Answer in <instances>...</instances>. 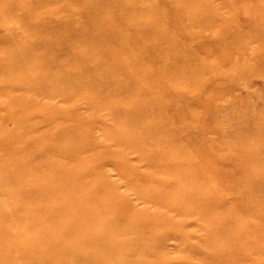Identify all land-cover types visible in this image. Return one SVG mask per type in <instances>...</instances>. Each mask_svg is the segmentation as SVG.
I'll return each mask as SVG.
<instances>
[{
    "label": "rangeland",
    "instance_id": "374dc122",
    "mask_svg": "<svg viewBox=\"0 0 264 264\" xmlns=\"http://www.w3.org/2000/svg\"><path fill=\"white\" fill-rule=\"evenodd\" d=\"M112 1L0 0V264H264V0Z\"/></svg>",
    "mask_w": 264,
    "mask_h": 264
},
{
    "label": "bare ground",
    "instance_id": "6f19581e",
    "mask_svg": "<svg viewBox=\"0 0 264 264\" xmlns=\"http://www.w3.org/2000/svg\"><path fill=\"white\" fill-rule=\"evenodd\" d=\"M97 1H102V0H97ZM173 1V3H175V5H176V8H178V10L179 11H177L176 12V10H175V13H170L168 16H166V17H164V18H162V19H160L159 21H158V24L159 25H163L164 24V22L166 21V20H170V21H172V23H178V21H177V19L175 18V16L177 15V16H183V17H185V18H187L188 19V21H189V23H191L192 25L193 24H195V23H197V20H199V19H201V18H205L204 16H206V17H209V18H211V13H209L208 11H202L203 9H199L198 8V10H196V13H192L191 14V12H190V10H191V8H195V6L198 4V0H172ZM111 2V1H110ZM120 2H121V0H113L112 1V4L111 5H113L115 8H119V5H120ZM197 7V6H196ZM111 8V7H110ZM196 9V8H195ZM215 8H213V10H214ZM211 10V9H210ZM212 10V11H213ZM136 11H137V13L139 14V15H146V16H148L149 17V20H150V22L148 23V25H145V27H155V26H153V23H155L156 24V20H157V18L159 17V16H165V14L163 13V12H161L158 8H156V7H154L152 4H149L148 3V1L144 4V5H142V6H136ZM216 11V10H215ZM106 12V9L105 8H101V10L100 11H98V15L99 16H102V17H104V18H106L107 20H110L109 18H107L106 16H104V13ZM211 12V11H210ZM200 13V14H199ZM213 13H216V12H213ZM217 14V13H216ZM100 19V18H99ZM212 21V20H211ZM134 23V22H133ZM179 24V23H178ZM108 26H109V28L111 27L113 30L115 29V26H116V22L115 21H112L111 23H109V24H106V23H104V22H99V24L97 25V26H93L92 24H91V27H90V29H87L86 31H85V33L83 34V30L85 29V27L83 26V25H79V24H77V28L75 27L74 28V32L72 31V32H70V39L69 40H72V41H74L75 42V44H78L79 43V45L80 44H83L84 45V52H87V53H89V54H91L92 53V51L95 49V47H97L98 45H99V38L97 37V36H95V35H97L98 33H101V34H104V33H106L109 37H113L115 34H116V32H114L113 30H111V28H110V31H113L112 32V34H113V36H111V32L109 33V30L107 29L108 28ZM146 29V28H145ZM144 29V30H145ZM150 29V28H149ZM64 30V32L66 31L65 29H63ZM121 35H125L124 33H120ZM156 34V33H155ZM106 36V35H105ZM119 36V35H118ZM136 38H133L134 39V41H140L141 43H143L144 41H145V38L143 39V36H140V35H138V30H136V33H135V35H134ZM152 37L154 38L155 36L154 35H152ZM82 38V39H81ZM156 38H159L158 37V35L156 36ZM114 38H112V40H113ZM124 39H127L125 36H124ZM131 39V38H130ZM129 39V40H130ZM107 40H108V37H107ZM110 40V39H109ZM128 40V39H127ZM127 40H126V42H127ZM148 40L149 39H147V43H148ZM155 40V39H154ZM153 40V41H154ZM108 42H110V41H108ZM128 43V42H127ZM146 43V44H147ZM150 43V42H149ZM124 44H126V43H124ZM128 44H130V43H128ZM127 44V47H130V45H128ZM132 44V43H131ZM134 44V43H133ZM148 45V44H147ZM151 45H154V44H152L151 43ZM102 46V45H101ZM105 46H108L107 44H105ZM125 46V45H124ZM126 47V48H127ZM92 48V49H91ZM131 49H133V47H130ZM132 51V50H131ZM142 52V51H141ZM83 54V52L81 51V53H80V55H82ZM137 53H135V56H139V55H136ZM85 56V55H84ZM142 56V55H141ZM136 59V58H135ZM140 59V58H139ZM137 61V60H136ZM141 61V60H140ZM153 65H157V63L156 64H153ZM152 65V66H153ZM155 67H157V66H155ZM152 70H154V69H152ZM148 75H150V74H148ZM153 75V74H152ZM159 75V74H158ZM157 76V75H156ZM160 76V75H159ZM149 77V76H148ZM151 77V76H150ZM154 77V76H153ZM154 79H156V78H154ZM156 80H158V79H156ZM56 81H58L59 82V79H56ZM171 92V91H170ZM46 159V158H45ZM37 188L38 189H43V188H47L46 187V185H44V186H40V187H38L37 186ZM61 254H62V252H60L59 251V256H61ZM220 256V255H219ZM221 257H224V254H221ZM233 258H229L228 259V261H226L224 264H235L234 262H232L233 260H232ZM60 262V263H59ZM58 263L59 264H61V261H59V259H58Z\"/></svg>",
    "mask_w": 264,
    "mask_h": 264
}]
</instances>
